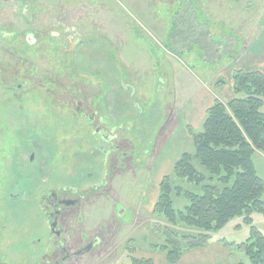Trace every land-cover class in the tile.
Returning a JSON list of instances; mask_svg holds the SVG:
<instances>
[{
	"label": "rangeland",
	"instance_id": "obj_1",
	"mask_svg": "<svg viewBox=\"0 0 264 264\" xmlns=\"http://www.w3.org/2000/svg\"><path fill=\"white\" fill-rule=\"evenodd\" d=\"M27 2L35 9L51 8L49 12L58 24L65 22L70 29L89 35L82 38L91 42H83L79 47L66 45L67 49H64V44L58 42L61 38H56L58 34L53 33L54 43L45 42L37 48L39 71L49 68L60 85L84 90L86 97L94 94V104L101 107V115L113 119L110 127L119 129L117 139L121 149L126 150L124 158L113 160L115 166L106 194H95L81 210L71 212L63 236L69 247L84 243L96 232L104 237L98 248L71 264H124L128 263L130 254L149 258L159 255L161 251L150 246L164 241L159 227L170 224L163 215L153 213L159 195L158 181L171 172L172 163L182 154L179 148L187 145L186 152H194V145H190L185 130L190 122L187 107L190 111L194 104L195 108L197 97L202 93V103L215 99L226 103L233 94L230 74L245 61L244 56L253 44H258V64L264 70V0H0V27L9 25L12 28H8L9 31L32 27L14 12L15 6ZM40 24L35 20L36 28L39 29ZM4 37L8 38V35L2 31L1 64L13 65L15 70L19 53L26 52L28 59L33 57L32 52L22 50L24 44L17 34L9 41ZM67 59L83 61L87 68L80 72L69 69L68 65L64 71L62 62ZM223 79L226 88L225 85L217 88L215 83ZM111 89L112 92H108ZM112 97H117L118 106L110 112ZM29 106L34 111L29 116L39 118L35 104ZM261 110L264 112V105ZM52 119L54 129L47 131L49 135L38 142L36 152V164L44 165L47 159L52 160V170L50 168L41 178L46 177L50 184L57 182L52 175L61 177L65 183L81 186L85 182H94L93 174L101 175L103 168L95 166V160L98 165L101 163L100 153L93 144L106 142L96 141L87 134V146L73 147L65 170L57 171L63 138L66 137L64 130L68 126L64 127L58 113ZM204 119L205 112L202 117L201 111L196 119L200 126L194 128L195 132L202 130ZM78 129L79 124L72 126V139L79 137ZM163 135L168 136L166 141L170 138L166 143L171 147L169 155L174 152L175 155L169 157L171 168L166 158L155 170L163 147ZM174 139L177 141L173 142ZM15 143V140H8L7 147L11 148L10 145ZM25 147L22 150L28 155L29 148ZM252 160L264 185V152L255 151ZM121 163H124L122 167ZM173 181L185 189L198 190L185 179L173 178ZM173 203L175 209L181 210L187 201L173 196ZM5 207L2 214H8L9 218L7 221L5 218V225L10 230L9 248L16 251L13 258L16 260L25 255L24 241L28 239L25 235L31 228L30 220L21 224L19 219L22 210L28 213L27 217L31 216V211L28 209L27 212V207L21 208L19 204ZM252 218L253 226L264 235V215L254 213ZM242 220V216H236L211 234L209 243L220 244L224 250L222 255L211 256L206 249L200 248L201 264H250L245 253L236 248V244L250 237V226ZM238 224H241L240 228L236 227ZM36 228L34 238L45 244L49 230L42 214ZM172 228L181 235L199 232L184 224ZM186 254L191 251L183 255Z\"/></svg>",
	"mask_w": 264,
	"mask_h": 264
},
{
	"label": "flooded vegetation",
	"instance_id": "obj_2",
	"mask_svg": "<svg viewBox=\"0 0 264 264\" xmlns=\"http://www.w3.org/2000/svg\"><path fill=\"white\" fill-rule=\"evenodd\" d=\"M19 6L21 9L17 10ZM32 6L31 2L18 4L14 11L32 27L23 30L15 28L14 31L8 30V28L12 29L9 25L0 27V33L4 31L8 35V38H4L8 41L17 34L24 44L22 50L32 52L33 56L28 59L26 52H18L20 58L15 70L12 69L13 65L5 66L0 63V264H71L93 252L104 240V237L96 232L86 238L84 243L69 247L63 236L67 222L72 216L71 212L81 210L95 194L99 195L102 192L106 194L110 184L109 177L113 175L111 173L115 166L113 160L116 162L124 158L126 150L124 147L121 149V142L117 139L119 129L115 126L110 127L109 123L112 125L113 119L109 115H101V107L94 104V94L86 97L84 90L60 85L53 70L49 68L39 71L37 48L45 42L54 43L53 33L58 34L56 38H61L58 42L64 44V49H67L66 45L74 44L79 47L83 42H91L83 41L82 38L83 35L88 37L89 35L70 29L71 26L65 22L58 24L49 12L51 8L42 6V9H35ZM35 20L41 23L39 29L35 27ZM62 65L64 71H67L68 65L69 69L74 68L80 72L84 67L87 68L83 61L73 59L64 60ZM79 77L82 80V76ZM108 92H112V89ZM116 98L112 97L109 103L110 112L118 106ZM31 104L37 107L39 117L37 119L29 116L34 112L29 106ZM57 113L64 127L68 126L64 130L66 137L63 138V149L59 154L57 171L65 170V163L71 157L73 147L87 146V134L90 133L96 141L102 139L106 142V144L99 142L93 144V148L100 153L101 163L98 165V161L95 160V166L103 168L101 175L93 174L94 182H85L81 186V184L65 183L61 177L52 175L51 178H55L57 182L53 181L50 184L49 180H45L46 177L41 178L42 175L48 174L52 160L47 159L44 165L36 164L38 142L49 135L47 131L54 129L55 122L52 118H55ZM75 124H79L77 130L79 137L72 139L71 130ZM8 140H15L16 143L8 148ZM23 146L29 148L28 155L24 154ZM75 153L79 155L78 152ZM120 165L122 167L124 163ZM9 204H19L21 208L26 206L27 212L28 209L31 211L29 213L31 216L27 217L28 213H23L22 210L19 219L21 224L30 220L31 228L25 235L28 238L24 241L25 255L16 260L13 259L16 251L9 248L10 230L5 225V218L6 221L9 219L8 214H2L5 206ZM40 214L49 230L44 245L39 243V238H34L37 236L36 227ZM21 233L24 234L23 231Z\"/></svg>",
	"mask_w": 264,
	"mask_h": 264
},
{
	"label": "trees",
	"instance_id": "obj_3",
	"mask_svg": "<svg viewBox=\"0 0 264 264\" xmlns=\"http://www.w3.org/2000/svg\"><path fill=\"white\" fill-rule=\"evenodd\" d=\"M230 82L232 97L226 103L213 101L205 111L202 130L195 132L187 126L194 152H183L158 184L153 213L163 215L170 226L159 227L164 241L150 247L164 252L171 264L185 252L206 248L211 234L236 216H242L243 224L250 226V237L236 248L245 253L250 264H264V235L253 226L252 218L254 213L264 215L263 180L252 160L255 151L264 152V71L234 68ZM223 85L224 79L215 83L217 88ZM173 178L185 179L198 190L185 189ZM173 196L187 201L183 209L174 208ZM178 224L199 232L181 235L172 228ZM128 260L124 264H153L152 258L132 254Z\"/></svg>",
	"mask_w": 264,
	"mask_h": 264
},
{
	"label": "crops",
	"instance_id": "obj_4",
	"mask_svg": "<svg viewBox=\"0 0 264 264\" xmlns=\"http://www.w3.org/2000/svg\"><path fill=\"white\" fill-rule=\"evenodd\" d=\"M257 45L258 44H253L250 48H249V50L247 51V53L245 54V56H244V58H245V61L243 60L242 62H240V64H239V68H243V69H246V70H252V69H259V70H262V71H264L263 69H261V67L259 66V64H258V55H259V50H258V47H257ZM224 88H226V85L224 86ZM220 90H222V89H220ZM226 90V89H225ZM202 96H204V93H202V94H200V96L198 95V97H197V100H196V107L194 108V104H192L191 106H190V111H189V107H187L188 108V111H187V115H189L190 116V122H189V125H186V127H185V130H186V133L189 135V143H190V145L193 143V140H192V137H191V135L188 133V130H187V126H190L193 130H194V128H199V126H200V123L198 122V120H196L197 119V117H199L200 116V112L202 111V117H203V115H204V112L206 111V109L213 103V101H210L209 103H206L205 104V102L204 103H202L201 101V98H202ZM191 102H192V99H191ZM202 107V108H201ZM199 109H200V111H199ZM198 112V113H197ZM196 124H198V125H196ZM164 137V138H163ZM163 137H162V142H163V144H162V150H161V155L159 156L160 157V159L158 158L157 159V162H156V164H155V170H157L158 169V167L159 166H161V165H163L164 164V161H165V159L166 160H168L169 161V165H171L170 164V160H169V157L170 156H174L175 155V152L174 153H172L171 155H169V150L171 149V147H167V145H166V143H167V141H169V139L166 141L165 139L168 137H166V135H163ZM166 142H165V141ZM174 141H177V140H173V142ZM180 143V142H179ZM182 144V143H181ZM184 146V145H183ZM164 147H167V149L165 148L164 149ZM188 146L186 145L185 147H181V148H179L180 150H182L181 152L183 153V152H185L186 151V148H187ZM178 148H176L175 150H179ZM162 151H163V155H162ZM168 152V153H167ZM163 156V157H162ZM174 163H172V165H173ZM172 165L170 166V168L172 167ZM169 168V169H170ZM159 182V181H158ZM159 184V183H158ZM204 249H206L208 252H207V254H209V255H214V256H219V255H222V253H223V250H224V247L223 246H221L220 244H216V243H209V246H207L206 248H204ZM200 249H194V250H191V254H186V256H184V255H182L181 256V258H180V260L179 261H177L176 263H174V264H199L200 263V258H202L203 259V256H200L201 254H199L198 253V251H199ZM156 252V251H155ZM189 252V251H188ZM158 253V252H157ZM150 258H152V260H153V264H171V263H169L168 261H167V259H166V256H165V254L164 253H160L159 255H156V256H152V257H150ZM214 258V257H213ZM201 264V263H200Z\"/></svg>",
	"mask_w": 264,
	"mask_h": 264
}]
</instances>
